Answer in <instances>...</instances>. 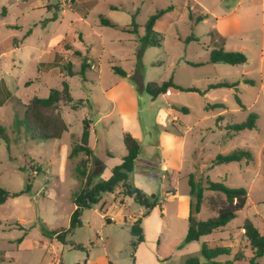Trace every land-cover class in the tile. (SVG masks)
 Instances as JSON below:
<instances>
[{"label":"rangeland","instance_id":"374dc122","mask_svg":"<svg viewBox=\"0 0 264 264\" xmlns=\"http://www.w3.org/2000/svg\"><path fill=\"white\" fill-rule=\"evenodd\" d=\"M87 3L90 6L88 9L84 7ZM110 4L122 5L123 9L110 10ZM169 5L174 6L175 11L158 26L162 37L161 48H150L140 58L136 55L134 36L98 25L99 15L119 25L129 24L131 13L137 10L135 24L143 32L149 15ZM181 5L177 0H0V125L7 133L6 140H0V186L9 192H19L29 183L28 192L8 198L0 205V264H56L58 260L61 264L82 263L86 261L87 250L94 248L91 242L104 246L113 264L133 263L129 256L130 224L124 226L127 233L117 240L120 245L116 248L111 227L103 229L101 219L90 209L83 211L81 225L70 232L65 244L51 234L52 230L68 227L70 212L74 208L71 195L85 185V178L77 170L80 161L86 160L85 155L80 153L68 157L72 146L79 140L82 121H95L100 116L103 122H109L108 140L105 145L99 144L94 158L91 155L79 167V170L86 171L90 185L106 179L109 168L124 153L122 129L129 132L131 127L140 126L143 141L156 139L159 131H172L175 126L184 132L187 125L190 131L185 143L187 147L194 148L195 162L199 167L194 174L196 183L204 186L205 176L215 182L223 181L230 187H243L247 192L243 210L226 227L208 235V244L210 247L228 246L231 250L229 256H219L216 261L232 260L235 255L243 254L244 258L235 264H250L253 251L243 237L240 225L248 218L259 232L264 233V88L259 87V82L251 90L239 91L244 110L235 103L233 94L227 88L211 93L209 97L213 96L215 101L192 92L168 97L159 95L152 100L146 91L136 90L134 103L126 100L120 92L116 100L109 97V88L116 80L124 78L116 74L112 66L128 74L126 82L138 90L141 89V81L161 83L171 78L172 53L178 46L174 41L176 30L172 21L183 7ZM55 7L59 8L56 10ZM61 9L66 10V16L59 15ZM197 9L201 11L198 7L190 10L196 13ZM79 15L86 20L73 22ZM183 21L178 22L181 31L191 23L187 17ZM197 25L195 33H201L202 26ZM28 30L30 33L25 35ZM75 33L86 39L81 42ZM64 36V40L59 39ZM73 36L76 38L74 42L71 41ZM14 40L17 44L13 43ZM83 60L96 65L94 70L86 69L84 78L79 74ZM68 63L73 76H69ZM191 70L193 77L201 82L211 73L210 67H192ZM180 74L188 80L189 75L184 70H180ZM64 81L68 83L74 99L69 105L59 107L68 130L60 139L30 140L25 122L21 120L25 106L33 96L46 97L50 89H60ZM201 82L196 85H201ZM223 96L227 99L225 110L206 109L207 103L219 102ZM174 103H181L188 113L169 111ZM250 112L257 115L256 128L252 130H220L215 123L218 114H226L225 122L231 124L244 121ZM173 115L179 117L180 122H171ZM142 124H150L151 128L145 131ZM97 130L101 131V127ZM237 148L244 149L253 157L247 167L239 163L215 165L204 175L201 174L204 166L218 153ZM107 151L113 158H104L103 163L97 160V156L106 157ZM134 168L140 172L157 173L159 183L162 170L157 159L147 158L142 153L136 158ZM177 190L180 195L187 196L189 188L186 179L178 182ZM162 191L160 187L153 193L160 199ZM213 194L206 192V197ZM100 195L109 199V194L105 192ZM152 195L149 197L152 198ZM125 200L128 203L125 210L127 217L136 215L139 204L127 196ZM111 205L114 203L108 201L104 210L115 211ZM98 206L95 204L96 208ZM211 217L214 213L204 202L196 219ZM151 220L150 224L154 226L155 219ZM96 230L101 232L102 241ZM41 234L47 239L38 245ZM162 234L173 240V245L168 247L166 240L161 239L164 242L162 251L166 249L172 253V259L167 264H184L188 256H196L202 261L199 242L184 241L185 231L181 222L170 218ZM147 236L150 237V229ZM22 237L24 242L19 244L21 241L18 239ZM76 245L83 249L76 248ZM157 248L160 249L151 240L144 242L139 248L138 263L151 261L156 264L160 261L154 253ZM257 262L264 264V256Z\"/></svg>","mask_w":264,"mask_h":264},{"label":"crops","instance_id":"0c3cea01","mask_svg":"<svg viewBox=\"0 0 264 264\" xmlns=\"http://www.w3.org/2000/svg\"><path fill=\"white\" fill-rule=\"evenodd\" d=\"M74 1L75 0H73V2ZM177 1L180 2V4H182L181 6L183 7L180 8L177 16L172 21V26L176 30V33H175L176 36L174 38V41H175V44L178 45L177 50L172 53V74H171L172 82L181 87H195L200 90H203V93H199V92H192V93L201 94L211 101L212 100L215 101L213 96L209 97L211 93H213L216 90H220L221 88L209 89V90H206V88L210 83H214L217 81L232 82V81H236L241 76H244L245 78L253 81L252 85L244 84L240 81L237 92H235V90L232 88H227L229 93L233 94V99H234L235 93L238 95L239 91H244L247 88L249 90L255 88L257 81L259 82V87L264 88V0H177ZM169 6L171 7V9L168 12H166L164 15H162L159 19H157L154 24V31H156L160 35L161 33L158 29L159 24L161 23L163 19L169 18L170 17L169 15L174 13L175 11L174 6L172 5H169ZM84 7L88 9L90 6L87 3V5ZM196 7L200 8L201 11L197 9L196 13H194L192 12V10H190V9L195 10ZM58 8L59 7H55L56 10ZM189 11L194 13L195 16L202 15L204 17L198 22H196L195 24V22H193L189 18V15H188ZM66 14H67L66 10L61 9L59 15L66 16ZM52 17L54 19L56 16L54 15ZM185 17H187L191 23L188 25V27H186L185 30L181 31L179 28L178 22L183 21ZM85 20H86L85 17H82V15H79L78 17H75L73 22H78V21L80 22V21H85ZM198 23L199 25L202 26L203 31L201 33H195ZM98 25H100V22H98ZM120 26H124V25H120ZM102 27H105V26H102ZM210 31H215L218 34V36L224 39V49L225 50L244 53L247 57V62L245 64L235 65V66L227 65L224 63H209L208 62L209 53L214 45V42H216L218 39V37L212 38V36L208 35ZM123 33H127V32H123ZM142 34L143 32L138 30V36H141ZM76 35H78L76 38H78L81 42L83 38L86 39L83 36H79V34H76ZM189 36H195L197 40L196 41H186V38H188ZM73 37L72 38L70 37L72 42H74V40L76 39L75 37L74 38ZM97 37H100V36H97ZM59 39L64 40L65 36ZM51 40L52 39H50V41ZM135 44H136L135 46V49H136L137 43L135 42ZM194 45H197V47ZM150 48H153V47H147L143 51L142 57L145 55L146 51ZM200 53H202L201 56H200ZM190 62L201 63V65L193 66V65H190ZM88 64H89V68L87 70L96 69L95 64L93 63L91 64L88 63ZM192 67H210L211 73H208V75L201 82V81H198L197 78L193 77V71L191 70ZM180 70H184L186 72V75L190 76L186 78L188 80H185L183 78L184 75L180 74ZM125 79L126 78L124 77L114 82V84L109 88V97L116 100L117 93L120 92L122 95H125L124 97H126V100H129L130 102L134 103L135 98H136V92L137 91L144 92L145 91L144 87L148 82L141 81L142 86H141V89L138 90L136 89V87H134L133 84L126 82ZM199 82H201V85H196ZM168 91H169V95L163 94L162 96L164 97H168L172 95L177 96L178 93L181 92L174 88H170ZM120 99L122 101L123 100L125 101V98L123 99V97H121ZM226 101H227L226 97L223 96L219 102L207 103L206 109L225 110ZM240 101L242 103L241 98H240ZM216 103H222L224 104V107L216 108L214 107V104ZM238 106L244 110V105L243 107H241L240 105ZM180 107H184V106L181 103H174L169 108V111L172 110V111L177 112ZM187 113H188V109L185 114ZM219 115H222L223 117L217 122L216 117ZM225 115L226 114L222 113V114H218L217 116H215V123L217 124V127L220 128V130L225 129V126H227V124L229 125V123L225 122V119H226L224 118ZM223 119L224 121H222ZM88 120L87 121H88L89 130H90L88 144L92 150V157L94 158L95 157L94 153L97 152V150L99 149V144L105 145L108 140L107 135L109 134V122L107 123L103 122L101 116L98 117L95 121H92L91 119H88ZM174 120H176L177 122H180L179 117H177L176 115H173L171 122H173ZM99 126L101 127V131L97 130ZM139 127L140 126L138 125L133 126V129L131 127L130 129L131 131L129 130L128 133H130L134 138H136L139 141V144H140L139 155L144 153V155L147 156V158L158 160V166L160 170H162V173L159 179L160 185L157 180L159 176L157 175V173L152 174V173H147V172H140L139 170H135V168H133L132 172H130L127 175L126 183L141 190L143 194H145L147 197L153 194L154 197L152 198L156 200L155 207L149 211L148 215L143 216L145 212V208L139 205L138 213L136 215H131L127 217V215L125 214V210L128 207V203L125 200V196L122 194V186L119 185L112 192H105V194H109L108 200L103 199L102 195H100L99 200L96 203V204H99L98 206L99 208H96L94 204L91 206L90 211H94L95 215H98V217L101 219L102 221L101 226L103 227V229L106 227H111L110 232L113 235L112 236L113 241L116 242V248L119 247L120 245V243L117 240L121 236L126 235L127 233V231L124 229V226L127 223L131 225V223L134 220L141 218L140 225L143 230L144 242L151 240L158 247H160V249L157 248V251L156 250L154 251L157 257L161 259L160 261H157L156 264H167L172 259V253H170L166 249L162 251L161 248L164 242H161V239L163 238L166 240L168 247L173 245V240L172 239L169 240L168 235H165V234L163 235L162 229L168 225L170 218H175L177 221L181 222L182 228L185 231V235H186L187 228H188V217L190 215L191 197H190L189 190H188L187 196L180 195L177 190V184L183 178L187 180V184H188V175L195 174L199 167H198V163L195 162L194 148H192L191 146L187 147L185 143L186 136L188 132L190 131L189 126L186 125L184 127L185 128L184 132H182V130H180L179 128H176V126L173 128L172 131L169 129H164L163 131L158 132L156 139L149 138L143 141L140 137ZM142 128L145 131H148V129L151 128V125L142 124ZM67 130H68V125H67ZM125 130L123 129L121 130V138ZM90 139H92V142H90ZM124 154H125V151L123 154L119 155L118 162L114 164L113 166L120 163L121 157ZM97 158H98L97 160L103 163L105 161L104 158L111 159L113 158V156L111 155L109 151H107L106 157L97 156ZM209 163L207 164V166H204L203 172L201 174L204 175L206 170H208ZM233 163H236V162H233ZM229 164H223V165H229ZM239 164L244 165L245 167L248 166V164H245L243 162H240ZM112 167L109 168V175H110V169ZM89 169H91V166ZM97 172L95 173L97 174ZM108 177H106V179ZM160 187L163 188V191L161 192L162 196L159 199L157 195L153 192L156 191V188H160ZM205 196H206V192H205ZM127 197L128 199H133L132 197H129V196ZM108 201H112L114 203V205H111V207L114 208L115 211L108 212L104 210L105 206L108 204ZM204 202L207 205V202L206 201ZM169 205H171L170 206L171 209L168 210ZM74 209H75V206L72 209V211ZM72 211L70 212V214L72 213ZM83 215L84 214L82 213L80 219L84 217ZM127 218H129V222H127L128 221ZM151 219H155L156 223L154 226L150 224L152 223ZM38 228H39V225H38ZM112 229H114L113 232H112ZM129 229H130V226H129ZM149 229H150V237L147 236V231ZM240 231L242 232L241 229ZM95 233L98 235L99 240L102 241L103 237H102L101 232L96 230ZM261 234L264 235V233H261ZM207 236H203L198 240L200 247L203 242L209 246ZM40 237L41 239L38 240V243H37L38 245H40L41 242L47 239L45 238L43 234H41ZM131 240H132V237L130 241ZM18 241H21V243L19 244H22L24 242L23 237L18 239ZM130 241H129V250H130ZM144 242L137 246L134 252V261L132 264H141V263H138V258H140L139 248L140 246L144 244ZM91 247H94V248L87 250L86 255H85L86 256L85 264H113L104 246L99 247L96 245V243L91 242ZM189 257H192V256H188L186 257V259ZM56 258H58V256H56ZM186 259H185V262H186ZM59 263H61L60 260L56 262V264H59ZM146 264H153V263H151V261H148V263Z\"/></svg>","mask_w":264,"mask_h":264},{"label":"trees","instance_id":"16d2710c","mask_svg":"<svg viewBox=\"0 0 264 264\" xmlns=\"http://www.w3.org/2000/svg\"><path fill=\"white\" fill-rule=\"evenodd\" d=\"M110 10L122 9V5H110ZM171 9L170 6L162 9H157L152 14L149 15L147 21L143 26V34L138 36V26L135 24V16L137 11L131 14V23L128 25L120 26L113 22L111 19L105 18L103 15H99L98 19L101 26L111 27L119 29L123 32H127L135 36V42L137 43L136 55L140 58L143 51L147 47L160 48L162 45V37L159 33L154 31V24L157 19L168 12ZM189 18L193 22H198L204 16L194 15L189 11ZM30 30L26 32L28 35ZM208 35L212 38L218 37L217 41L209 53V63H224L227 65L235 66L242 65L247 62V57L242 52L228 51L224 49V39L215 31H210ZM195 36H189L186 41H196ZM14 44L17 42L14 40ZM78 54V53H77ZM190 65L199 66L201 63L190 62ZM66 68L69 70V76H73L70 69L71 66L68 63ZM89 68V64L83 60L80 65L79 74L84 78L86 69ZM112 70L121 77H126V73L117 68L116 66L111 67ZM240 81L244 84L252 85L253 81L241 76L236 81H217L210 83L206 90L216 89V88H232L237 92L238 85ZM170 88L177 89L181 92H199L203 93L195 87H181L174 84L169 78L161 83L148 82L144 90L146 93L154 100L157 96L163 95ZM205 90V91H206ZM73 97L69 90V85L67 82H62L61 88H52L46 97L33 96L27 105L23 113V118L21 119L25 122L26 131L28 138L30 140H48V139H60L64 132L67 131V124L59 110L61 105H69L73 102ZM235 102L243 107L239 96L234 94ZM214 107H224L222 103L214 104ZM180 112L186 113L187 108L180 107L178 109ZM223 116L219 115L216 117V121L220 120ZM257 115L253 112L248 113L246 119L240 123H232L225 126L226 130L230 131H242V130H252L256 128ZM90 136V130L88 126V121L83 119L82 130L79 136L78 142L72 146L68 157L76 156L78 154H84L86 160H81L79 167L84 165L92 155V150L88 144ZM7 133L5 128L0 125V140H6ZM122 142L125 148V154L121 157L120 163L113 166L110 169V175L107 179L101 180L93 185H90L86 179V171L79 170L78 173L83 176L86 180L84 181V186H82L78 192L71 195L72 202L75 209L70 214L69 225L65 229L52 230L51 234L61 243L65 244L68 241V236L73 229L81 225L80 216L83 211L91 208L92 205L96 204L99 200V196L103 192H112L117 186H122V194L124 196L132 197L133 200L145 208L143 216L148 215L149 211L155 207L156 200L154 198L147 197L143 192L130 184L126 183L127 175L132 172L134 168V162L140 152L139 141L134 138L130 133L124 132L122 134ZM264 155V151H262ZM253 161V157L248 154L244 149H234L227 153H218L209 163L208 169H211L215 165H223L229 163H240L249 164ZM205 185L201 186L196 183L194 174L188 175V186L189 193L191 197V204L195 203L197 208V213L199 212L200 206L204 201L207 202L208 208L214 213V217L205 220H196L195 216L189 215L188 217V228L184 241L186 243L192 241H198L201 237L210 235L216 230L224 228L228 222L235 219L236 216L243 210L246 200L247 192L243 187H230L224 184L223 181L215 182L210 180L208 177H204ZM29 191V183H26L25 189L19 192H9L0 186V205L5 203L8 198L16 197L20 194H24ZM205 192H212L213 195L208 198L205 196ZM141 218L134 220L129 229V234L132 237L130 241L129 256L131 261H134V252L137 246L144 242L143 230L141 228ZM242 230V235L249 244V247L253 251V256L250 259V264H258L257 260L264 256V235H262L254 224L248 218H245L240 226ZM76 248L83 249L82 246H75ZM231 250L228 246H213L209 247L206 243H202L200 247V256L202 261L196 257L192 256L186 259L185 264H235L244 258L243 254L235 255V257L230 260L216 261L219 256H229ZM61 264V263H59ZM74 264H85L82 263Z\"/></svg>","mask_w":264,"mask_h":264},{"label":"water","instance_id":"95a60500","mask_svg":"<svg viewBox=\"0 0 264 264\" xmlns=\"http://www.w3.org/2000/svg\"><path fill=\"white\" fill-rule=\"evenodd\" d=\"M151 197H154V195H152ZM190 214L195 216L197 214V208H196V204L192 203L191 207H190Z\"/></svg>","mask_w":264,"mask_h":264},{"label":"built area","instance_id":"2783aa9c","mask_svg":"<svg viewBox=\"0 0 264 264\" xmlns=\"http://www.w3.org/2000/svg\"><path fill=\"white\" fill-rule=\"evenodd\" d=\"M93 67V66H92ZM165 95H169V91H166Z\"/></svg>","mask_w":264,"mask_h":264}]
</instances>
